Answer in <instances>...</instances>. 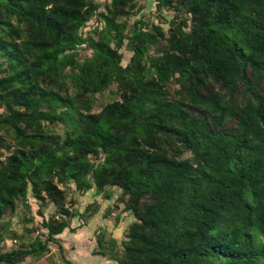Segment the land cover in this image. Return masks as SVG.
<instances>
[{
	"label": "trees",
	"instance_id": "trees-1",
	"mask_svg": "<svg viewBox=\"0 0 264 264\" xmlns=\"http://www.w3.org/2000/svg\"><path fill=\"white\" fill-rule=\"evenodd\" d=\"M152 1L0 0V220L29 197L46 230L0 264L86 225L59 185L119 190L133 220L92 251L115 264H264V0Z\"/></svg>",
	"mask_w": 264,
	"mask_h": 264
},
{
	"label": "rangeland",
	"instance_id": "rangeland-1",
	"mask_svg": "<svg viewBox=\"0 0 264 264\" xmlns=\"http://www.w3.org/2000/svg\"><path fill=\"white\" fill-rule=\"evenodd\" d=\"M152 0H138L139 5L134 11L140 9L139 13L132 17L131 21L140 15H147L153 10ZM152 13V12H151ZM150 19L153 20L154 16L150 15ZM130 21V22H131ZM92 26V25H91ZM120 52L122 53V65H125L128 61L131 51L124 45ZM152 54L155 50H150ZM177 86L172 83L170 85L171 94ZM261 89L264 91V82ZM116 96L112 93H108L105 97L100 98L95 106L94 111H99L101 107L108 101L112 100ZM57 131H61L60 127H56ZM8 152H3V157ZM65 190V200L63 201L64 207H67L70 213H75L77 210H83L85 201H95L89 212L84 213V222L81 228L77 227L82 223L80 217H74L70 220V227L72 229H65L61 234L57 235L60 248L56 243L49 242L48 251L39 257L28 256L21 264H67L65 259H68L72 264H115L113 260L107 259L101 255H93V250L98 249L96 244V238L98 232H103L105 238L114 237L116 240L121 241L124 237V233L128 224L133 220L132 215L129 212L123 210V203L119 201L120 192L116 188H110V199H102V195L90 196V192H86L83 196H80L73 186L63 187ZM94 193V191L92 192ZM79 196L80 199L77 197ZM91 199V200H90ZM95 199V200H94ZM26 207L22 202H19L16 211L12 215H5L0 220V232L4 227L8 228L5 234V239L1 240L0 237V251L9 250L11 248H17L22 241H31L35 236L40 237L42 240L46 237V230L41 224L40 216L36 214L37 203L35 200L28 197ZM46 206L43 207L46 216L54 215L58 217L57 207L48 201L45 202ZM96 212H94V210ZM32 216V220L25 222L24 217L28 218ZM9 223V224H8ZM79 228V229H78ZM21 237V238H18ZM120 249V247H118Z\"/></svg>",
	"mask_w": 264,
	"mask_h": 264
}]
</instances>
